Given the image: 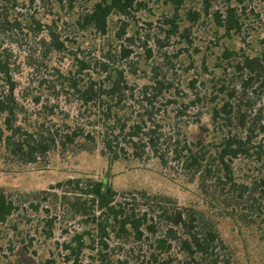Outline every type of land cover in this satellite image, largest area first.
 <instances>
[{
    "label": "trees",
    "instance_id": "trees-1",
    "mask_svg": "<svg viewBox=\"0 0 264 264\" xmlns=\"http://www.w3.org/2000/svg\"><path fill=\"white\" fill-rule=\"evenodd\" d=\"M171 2L174 12L165 19L166 39L178 32L188 38L193 27L208 18L226 33L240 30L232 8L221 19L203 0L201 10H188L183 19L178 13L182 0ZM139 5V0H95L85 22L105 34L111 13L127 15ZM7 18L1 15L0 25L11 24ZM177 19L189 24L180 31ZM30 20L29 32L39 38L34 46L41 52L36 60H41L43 77L21 80L24 62L12 49L0 47V161L24 171L45 167L54 151L96 148L110 163L154 158L174 176L195 183L203 206H182L175 198L145 190L119 194L103 180L77 177L58 182L49 189L63 192L60 198L70 214L68 237L61 244L66 263L118 264L123 259L131 264H233L218 219L233 218L249 227L264 213V176H255L251 169L253 163L264 162L263 146L255 141L264 134V123L259 115L250 116L248 99L236 105L228 101L235 99V87L245 92L264 75V53L236 61L224 51L223 58L234 63L243 80L228 92L221 86L216 94L197 91L184 101L164 76L138 77L135 66L125 62L127 49L120 47L118 59L105 55L90 70L70 53L56 25H45L42 36L41 23ZM19 27V22L12 25L13 30ZM120 31L124 36L123 28ZM69 55L76 63L66 70L50 64L53 57ZM35 84L39 93L32 91ZM189 86L193 91L195 85ZM205 114L208 125L201 121ZM192 126L202 136L191 133ZM237 162L243 163V178L236 175ZM16 210L11 197L0 190V225Z\"/></svg>",
    "mask_w": 264,
    "mask_h": 264
},
{
    "label": "rangeland",
    "instance_id": "rangeland-1",
    "mask_svg": "<svg viewBox=\"0 0 264 264\" xmlns=\"http://www.w3.org/2000/svg\"><path fill=\"white\" fill-rule=\"evenodd\" d=\"M94 2L33 0L29 3L28 0H0V16H7L12 25L20 23L16 30L12 29L11 24L0 25V47L12 49L20 62H24L20 66L21 80L32 77L33 81H38L44 72L41 60H36L41 52L34 44L39 38L34 39L36 36L28 28L31 17L41 23L42 36L45 34V25H56L70 53L84 65H89L90 70L105 55L118 59L120 47L127 49L130 54L125 62L135 66L138 77H151L153 74L164 76L179 89L184 101L197 91L216 94L221 86L228 92L238 81L243 80L232 68L234 63L223 58L224 51L230 52L236 61L242 60L244 55L262 56L264 53V0H208L210 13L219 15L221 19L225 16V10L232 8L240 30L226 33L216 26L212 18H208L194 26L188 38L178 32L170 39L164 37L169 27L165 19L171 18L174 12L171 0H139L141 5L135 6L127 15L111 13L105 34L85 22ZM202 5L203 0H182L179 16L184 19L188 10H201ZM176 21L179 22L180 31L189 24L186 20ZM121 28L124 36L120 35ZM71 57H53L50 64H58L66 70L76 63ZM27 63H33L34 66ZM128 79L134 78L129 76ZM138 82L144 83L145 80L139 79ZM252 82L245 92L235 87V99L228 102L236 105L248 99L252 104L250 116L259 115L264 123V75ZM190 83L195 85L193 91L188 89ZM31 88L34 93L40 91L37 84ZM223 98H227V95H223ZM216 101H219V96ZM189 111L192 115L194 109ZM201 121L208 125L209 115H203ZM190 132L202 136L196 126H192ZM255 141L264 150V134ZM237 163L236 175L243 178V163ZM251 169L255 176L258 173L264 176V162L253 163ZM77 177L106 181L119 194L145 190L175 198L182 206L203 207L195 183H186L183 177L174 176L154 158L110 163L96 148L91 152L54 151L49 155L45 167L24 171L0 161V190L11 197L18 209L0 225V264H72L66 263L61 250V244L68 237L65 233L69 230L66 217H70V214L60 198L63 192L49 188ZM42 191H48L49 197L37 196ZM259 216L258 225L249 227L233 218L218 219V231L231 252L233 264H264V213ZM120 251H123L122 248ZM122 261L118 264H131Z\"/></svg>",
    "mask_w": 264,
    "mask_h": 264
}]
</instances>
